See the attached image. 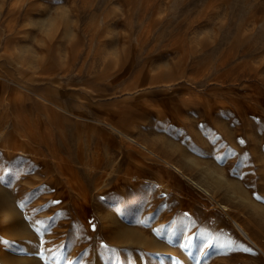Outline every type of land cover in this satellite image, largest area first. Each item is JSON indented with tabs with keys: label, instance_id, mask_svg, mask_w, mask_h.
Returning <instances> with one entry per match:
<instances>
[{
	"label": "rangeland",
	"instance_id": "1",
	"mask_svg": "<svg viewBox=\"0 0 264 264\" xmlns=\"http://www.w3.org/2000/svg\"><path fill=\"white\" fill-rule=\"evenodd\" d=\"M25 1L33 5L17 15L20 46L8 47L2 85L7 96L29 88L23 115L39 124L51 147L34 143L51 161H33V136L19 137L32 145L21 154L0 145V196L11 192L39 232L1 246L20 256L25 241L43 239L49 264H264V0ZM15 2L0 0V22ZM62 26L70 35L46 49ZM0 36L4 51L6 38L17 41ZM43 62L49 78H27ZM43 93L56 111L38 106ZM54 150L96 153L97 177L111 169L123 180L92 191L95 224L56 177ZM85 157L76 164L92 190ZM110 210L149 241H119V224L102 227Z\"/></svg>",
	"mask_w": 264,
	"mask_h": 264
},
{
	"label": "bare ground",
	"instance_id": "2",
	"mask_svg": "<svg viewBox=\"0 0 264 264\" xmlns=\"http://www.w3.org/2000/svg\"><path fill=\"white\" fill-rule=\"evenodd\" d=\"M26 4H28V2H26L25 0H17V2L12 3L11 7L8 10L9 11L8 14H5L3 20L0 22V33H1V29L3 31H9L17 40L14 43L13 37L6 38V40H5V51H4L2 39L0 36V145L5 146V147L12 146L13 150L19 151L18 154H21V153L25 152L29 146L30 147L32 146L30 139L29 140L27 139L24 142H22L21 140L26 138L27 135L30 138H32V136H33V154L31 153L33 155V161H35V163H49L50 159L47 156H44L45 158H43V156L41 157L40 154H44V153H41L42 150L36 146V145L42 146V143L44 142L43 145H45L47 147H51L50 144L47 143V141H46L47 138L45 140L41 141V139H40L41 136L38 133V132H40L38 129L39 124L36 126L35 125L31 126L30 125L31 124L30 119L32 117L31 118H30V116L25 117L23 115L26 110L24 108L25 103L22 100H23V98L31 97L30 93H28L29 88H27V90H28L27 92L21 91L19 89L17 91L16 96H15V94L14 95L12 94L11 96H7L6 94H4L6 90H4L5 87H4V85H2L3 84L2 81L6 78V76L7 77L9 76V74L7 72L3 73V70L5 69L3 67V63H4L3 59H4V57H6L8 55V47L10 45L20 46V45H18L20 36H18V34H16V33L18 31H21L23 29V27L19 26V18L17 15H20V13L22 12L21 10H23L26 7L25 6ZM32 5H33V2L29 3L27 5V9ZM69 27L68 26H62V28L58 27V28H56V30L54 32H50L47 35V39H46L45 44H44L45 48L48 49L50 47V45L52 44L53 39H58L61 34H62V36L60 38L68 37L71 33V28H69ZM72 36L74 37V34H72ZM184 37H182V38H184ZM177 38L175 39L176 42L178 40ZM182 42H183V40H182ZM180 44L181 43H179L178 45H180ZM183 51L186 52L185 49ZM182 54H184V52ZM180 60H181V58H180ZM118 61L121 63L120 59L117 58L115 61L116 64L114 65V68L118 67L117 66ZM174 62H176V59ZM176 63H178V61ZM166 69H169V68L166 67ZM50 74H51V72H50V68H49V63L43 62V64L40 66V68L35 70L32 73V75H30V77H27V78H29V79L36 78V79L41 80V79L49 78ZM186 76H188V75L186 74ZM188 77H193V76H190V74H189ZM160 81H162V78L159 77L157 83H159ZM168 82H170V81H168ZM171 82H173V81H171ZM170 84H172V83H170ZM84 90H86V88L81 89V91H84ZM27 95H30V96L27 97ZM37 96L40 98V99L37 98L38 100H40L37 102L39 104V105L37 104L38 106L42 105L45 108V111L47 113L51 110L56 111L55 108L53 107V105L56 104V102L48 93H43V94H39V95L37 94ZM14 106L17 107L16 111L12 110V107H14ZM14 112H15V114H13ZM11 114H13V116H11ZM12 127H13V129H11ZM26 127H28V128L26 129ZM93 132H91V133L93 134ZM13 135H15V138L9 139ZM22 135H25V137H23L22 139L19 138ZM16 138H19V139L16 140ZM34 140L37 142V144L34 143ZM7 142H9V144ZM86 145H84V146H86ZM141 146L147 147L146 145H141ZM89 148H90V146H89ZM89 148L87 147L86 150H88ZM51 149H53V148H51ZM50 151H52V150H50ZM54 153H55L54 155L57 154V152L55 150H54ZM50 154H51V152H50ZM89 154L91 156L90 161L92 162V164L89 165V169H88L89 171H87V173L91 174L90 177L95 176L93 178V181H92L93 182L92 183V185H93L92 190L88 188V186L82 180L83 178L80 175L83 167L76 164V163H85V159L88 161L89 157L86 158L85 156H89ZM95 154L96 153H93V152L90 153L89 152L87 155H85L84 152L78 151L77 159L74 160L71 158L68 159L64 154L61 153V155H56L55 160H53V161L57 162L56 163V165H57L56 177L62 178V180H64V184L69 183L70 186L73 188V191L76 193V195L78 194V196H79L74 201H72L74 203V205L76 206L78 215L80 216V218L82 220L90 222L92 224L96 223V218H97V217H95V211L93 212L92 208H91V206H93L92 205V201H93L92 191H94L93 194L98 193V197H99V194L103 193L104 191H106L108 189L123 186L122 185L123 180L122 181L120 180L121 182L120 181L114 182L115 178H113V176L116 177V175H114L116 172L113 173V171L111 169L109 171L106 170L107 172H105L103 170L105 173L102 176L99 175L97 177V173L99 172V169H97L98 166L96 164V155ZM154 154H156V153L154 152ZM52 159H54V158H52ZM36 165L39 166L40 164H36ZM113 166H115V165H113ZM39 170H40V167H39ZM100 171H102V169H100ZM120 172H121V170H120ZM2 200H6L7 204H5L4 206L0 205V217H1V219H0V227H1L0 239L2 237H5V238H8V237L14 238L15 237V238H18L21 240H25L26 237H28L30 235V237H28V238H30V240H31L32 238H31L30 233L33 231V234H34L35 232H38V230L35 231L36 228L33 227V226H35V224L32 221H28L27 218H25L26 217L25 212L22 211L24 208H22V209L19 208L20 205L18 206L17 200L13 197V194H11V192H8V195H6V197H4V198L0 196V202H2ZM93 208H94V206H93ZM113 215H114V213L111 210L108 211V213L103 216L104 217L103 220H105V222H101V223H103V225L102 224L101 225L105 229L109 228L110 229L109 232L112 233L113 228H114L112 225H116V224L118 225L119 224L118 225L119 227L116 231V238L119 241H122L125 243L148 242L149 241V239L147 237L141 235L142 233H140L138 230L134 229L133 226L130 227L131 226V225L129 226L130 223L129 224H128V222L124 223V222H122L123 220L121 221L118 218H116L117 217L116 215L115 216H113ZM112 217H114V218H112ZM29 218H30V216H29ZM98 219H100L99 216H98ZM237 224H238L240 230L247 237H249L251 240L256 242L252 238V236L250 235L248 230L243 225H241L240 223H237ZM37 236H39V235L37 234ZM35 239H37V238L34 236V240ZM38 240H39V238H38ZM40 241H41V239H40ZM32 242H33V240H32ZM42 242H44L43 239H42ZM42 242H37V243L34 242L32 244V243L25 241L24 245H25L27 251L24 254L22 253V255H20V256L19 255L17 256V254H15L16 256L14 254L12 255L13 252L11 253L10 251H6L5 247L1 246V244H0V264H49L45 260V258L43 257L44 255L40 254L41 248H42L41 245H43ZM151 243H153V242L151 241ZM45 245H47V244H45ZM20 249H22V248H20ZM48 251L49 250H47V252ZM167 259H169V258L166 255V260ZM51 262H53V261H51ZM151 264H161L160 259L158 261H153V263H151Z\"/></svg>",
	"mask_w": 264,
	"mask_h": 264
}]
</instances>
